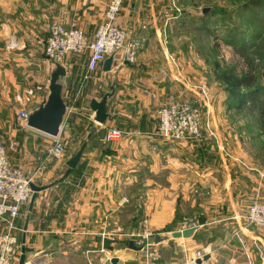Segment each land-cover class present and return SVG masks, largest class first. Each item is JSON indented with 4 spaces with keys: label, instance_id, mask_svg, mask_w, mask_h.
Returning <instances> with one entry per match:
<instances>
[{
    "label": "crops",
    "instance_id": "crops-1",
    "mask_svg": "<svg viewBox=\"0 0 264 264\" xmlns=\"http://www.w3.org/2000/svg\"><path fill=\"white\" fill-rule=\"evenodd\" d=\"M108 2L0 0V143L12 166L26 174L42 168L33 184L46 187L31 209L29 203L20 208L13 222L11 233L19 245L9 264H19L22 247L24 264H111L103 239L113 241L110 247L115 242L108 238L110 232L135 230L137 185L149 186L147 232L164 236L196 230L188 239L154 240L148 262L128 248L137 257L117 258V264H186L197 251L208 257L201 264H264V230L244 221L252 203H264V165L242 151L225 118L221 86L209 81L210 65L184 44L191 33L178 31L184 29V19L178 21L179 0L123 4L115 24L129 39L146 36L133 64H121L116 55L109 72L102 63L84 79L89 51L64 59L66 119L57 138L27 127L18 117L20 111H36L49 93L52 63L42 50L49 27L59 23L79 28L90 42L105 21ZM201 87L209 94L206 106ZM110 91L111 119L99 125L91 120L89 105ZM176 101L201 105L202 122L209 123L214 138L171 143L159 137L157 110ZM107 128L122 134L103 143ZM54 141L64 144L65 155L48 162L46 151ZM83 143L76 168L69 169L67 161ZM173 196L187 209L181 222L175 220L176 204L169 201ZM7 230L1 222L0 235Z\"/></svg>",
    "mask_w": 264,
    "mask_h": 264
},
{
    "label": "built area",
    "instance_id": "built-area-1",
    "mask_svg": "<svg viewBox=\"0 0 264 264\" xmlns=\"http://www.w3.org/2000/svg\"><path fill=\"white\" fill-rule=\"evenodd\" d=\"M128 1L131 0H109L105 11V21L97 27L93 40L90 42L79 28L65 27L59 23L51 25L48 36L42 43L45 58L51 63L62 64L68 55H81L88 50L84 79L95 72L108 57L118 55L121 64H133L146 44V36L139 34L129 39L127 31L115 24L123 4ZM170 60L177 68L176 60L172 57ZM200 95L206 106L209 103V94L205 87L200 88ZM201 109L198 103L182 101L162 105L156 113L155 133L171 143L201 142L206 136L214 138V132L209 123L202 122ZM28 115L25 111L18 113V117L24 122ZM121 134L119 129L107 128L101 141L111 142L119 138ZM64 155V144L61 141H54L46 151V161L61 160ZM41 174L42 168L26 174L21 167L12 166L7 159L5 147L0 143V223L3 222L8 227L7 232L0 235V264H9L11 256L15 254L19 244L18 239L11 233L14 229L13 222L18 217L20 208L30 201L32 195L30 184L39 180ZM244 221L247 227L264 230V203H252L244 215ZM144 235L151 234L146 231ZM149 256H145V261L150 260ZM203 256V253L197 251L186 264H196V261Z\"/></svg>",
    "mask_w": 264,
    "mask_h": 264
},
{
    "label": "rangeland",
    "instance_id": "rangeland-1",
    "mask_svg": "<svg viewBox=\"0 0 264 264\" xmlns=\"http://www.w3.org/2000/svg\"><path fill=\"white\" fill-rule=\"evenodd\" d=\"M179 1L182 5V15L178 21L184 19V29L178 27V31L191 33L189 36L191 38L183 42L190 48H199V51L206 55L207 62L211 67L212 63L216 61L220 71L240 75L247 70L245 62L248 59L254 62V66L260 67L259 69L264 68V0H259L257 6L252 4L254 0ZM205 8L208 11L203 14L202 10ZM203 23L205 30L207 29L205 32L198 28ZM174 45L177 46V42L174 41ZM210 69V73L207 72L208 78L213 83L215 81L212 68ZM260 84L264 85V77L261 79ZM220 90L226 99V91L222 87ZM234 114L226 113L225 118L240 135V137L237 136L236 141L240 143L245 154L255 156L258 152V146L253 144V148L250 141L251 132L255 131L252 128L251 121L248 117L245 119L243 115ZM148 187L137 185V225L135 230L118 233L110 232L108 238L113 239L115 242L109 247L106 254L108 258L116 257L128 261V258L134 255L137 257V251L133 252L125 246L127 241H132L135 244L139 256L141 255L144 258L150 255L152 249L150 244L154 243L153 238L159 233L148 231L151 235H144L146 232L143 222L145 219L144 210L150 202L145 194ZM173 199L174 196L169 201H171V204H176L175 220L181 222V219L187 216L184 214L187 209L180 208V201ZM181 209L184 211L182 215Z\"/></svg>",
    "mask_w": 264,
    "mask_h": 264
},
{
    "label": "water",
    "instance_id": "water-1",
    "mask_svg": "<svg viewBox=\"0 0 264 264\" xmlns=\"http://www.w3.org/2000/svg\"><path fill=\"white\" fill-rule=\"evenodd\" d=\"M208 11L207 8L202 10L203 14H206ZM113 57H108L102 64V68L104 72H109L111 68ZM66 77V69L60 63L54 62L52 63L50 80L48 85V95L44 97L42 103L39 108L33 113L28 115L26 120V126L41 132L49 137L57 138L60 132L61 127L63 126L66 119V106L63 102V95L65 92V83L64 79ZM113 94V91L105 93L99 100H91L89 108L91 110V120L95 123L102 125L106 120H110V116L107 113V105L108 100ZM85 148V144L83 143L76 154L71 157L66 165L69 169H75L78 161L82 155V152ZM30 189L32 191V195L29 201V209H31L33 202L36 198L37 193L46 189V187H38L34 184H30ZM195 227H190L184 229L182 231L173 232L170 235L159 236L156 235L154 240L156 243L164 242L170 237L172 239H188L192 236ZM25 239L22 238V244H24ZM112 240L103 239L102 247L104 250L109 248V245L112 243ZM129 249L138 250L132 241H129L128 245ZM208 259L207 256H203L202 259H198L196 264H201ZM25 255L24 248L21 249V255L19 258V264H24ZM118 259L113 257L110 259L111 264H117Z\"/></svg>",
    "mask_w": 264,
    "mask_h": 264
},
{
    "label": "trees",
    "instance_id": "trees-1",
    "mask_svg": "<svg viewBox=\"0 0 264 264\" xmlns=\"http://www.w3.org/2000/svg\"><path fill=\"white\" fill-rule=\"evenodd\" d=\"M253 2L252 4L257 6L259 0H254ZM198 28L202 32L207 30L204 28V23ZM197 50L199 51L200 49L198 48ZM199 52L203 54L201 51ZM203 55L207 62L206 55ZM245 63L247 70L240 75L220 71L216 61L210 67L212 68V75L215 81L226 91L227 97L224 100L226 113L243 115L245 119L248 117L251 121L252 128L255 131L251 132L250 141L253 148V144L258 146V152L253 157L264 165V85L260 84L261 79L264 77V68L259 69L260 67L254 66V62L248 59H246ZM238 136L240 137L239 134ZM128 245L129 241H127L125 246L128 248ZM133 245L135 246V244Z\"/></svg>",
    "mask_w": 264,
    "mask_h": 264
},
{
    "label": "flooded vegetation",
    "instance_id": "flooded-vegetation-1",
    "mask_svg": "<svg viewBox=\"0 0 264 264\" xmlns=\"http://www.w3.org/2000/svg\"><path fill=\"white\" fill-rule=\"evenodd\" d=\"M134 244V243H133Z\"/></svg>",
    "mask_w": 264,
    "mask_h": 264
}]
</instances>
